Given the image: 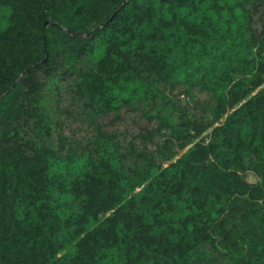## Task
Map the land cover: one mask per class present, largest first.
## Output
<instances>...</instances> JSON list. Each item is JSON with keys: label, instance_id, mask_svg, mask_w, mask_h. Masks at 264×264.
<instances>
[{"label": "trees", "instance_id": "1", "mask_svg": "<svg viewBox=\"0 0 264 264\" xmlns=\"http://www.w3.org/2000/svg\"><path fill=\"white\" fill-rule=\"evenodd\" d=\"M263 9L0 0V264H264Z\"/></svg>", "mask_w": 264, "mask_h": 264}, {"label": "rangeland", "instance_id": "2", "mask_svg": "<svg viewBox=\"0 0 264 264\" xmlns=\"http://www.w3.org/2000/svg\"><path fill=\"white\" fill-rule=\"evenodd\" d=\"M263 16L264 9L263 15L260 18H263ZM7 17L8 14L0 12V30L6 26L5 19H7ZM40 78H42L41 75ZM180 100L183 103L184 99L180 98ZM155 112H158L160 115L166 116L172 123H176L178 120L177 113L169 107L163 108L161 105H157L155 108ZM62 120L65 121L63 127L64 132L66 134L73 135L76 138L81 137L85 133H89L92 130V128H88L86 125H83L76 119L64 116V114H62ZM102 127L104 131L118 135L120 140L125 139L126 141H129L131 138L134 139L138 133H143L144 130L153 128L154 125L144 119L143 116H141V114L138 112L122 111L117 119L113 116L107 117L106 120L102 123ZM209 132L210 130H208L206 133L208 134ZM175 152L177 155L182 153V151L178 150H175ZM248 180L253 181L255 179L250 175Z\"/></svg>", "mask_w": 264, "mask_h": 264}]
</instances>
